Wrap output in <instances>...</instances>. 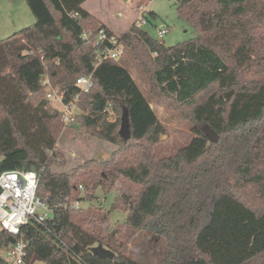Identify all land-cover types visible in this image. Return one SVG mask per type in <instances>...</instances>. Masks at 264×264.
Listing matches in <instances>:
<instances>
[{
	"label": "trees",
	"instance_id": "trees-1",
	"mask_svg": "<svg viewBox=\"0 0 264 264\" xmlns=\"http://www.w3.org/2000/svg\"><path fill=\"white\" fill-rule=\"evenodd\" d=\"M26 1L36 21L0 39V174L37 171V194L49 197L51 213L19 234L0 227V264H8L4 248L20 239L28 264H141L127 248L143 230L165 237L162 264H264V0H175L198 33L175 46L134 25L117 35L83 7L86 0ZM100 27L133 53L153 99L190 120L193 134L176 153L156 156L166 128L130 69L113 59L95 68ZM45 73L65 101L79 93L77 78L93 73L76 125L119 145L108 160L54 169L66 163L57 150L66 126L47 98ZM125 109L128 139L119 132ZM118 182L123 228L103 229L110 211L102 214L101 203L65 207ZM98 244L114 257L95 255Z\"/></svg>",
	"mask_w": 264,
	"mask_h": 264
},
{
	"label": "rangeland",
	"instance_id": "rangeland-1",
	"mask_svg": "<svg viewBox=\"0 0 264 264\" xmlns=\"http://www.w3.org/2000/svg\"><path fill=\"white\" fill-rule=\"evenodd\" d=\"M139 1L136 0V3L138 4ZM147 1L149 2L148 9L151 21L142 28L148 31L151 36L159 39L158 27L164 24L169 28L168 33L162 38V42L166 46H175L197 37V30L180 15L175 0ZM1 2L2 0H0V11L4 10ZM25 2L27 1L25 0ZM128 4H130L129 0H87L84 6L107 21L117 32V35H122L137 16L136 10L133 9L134 7L130 8ZM151 11L155 13V16L151 14ZM13 33L5 34V30L2 31L0 29V39L7 38ZM117 60L130 69L142 92L151 100V106L155 109L166 128L165 134L161 137V142L155 147L156 156L162 158L176 153L193 134V126L190 120L182 115L177 108L153 99L150 93V80L147 74L138 67L130 50H126L125 55ZM52 104L58 109L61 108L60 103L56 99H53ZM118 147V144L81 130L77 125L66 127L57 141V150L63 155L66 163L65 166H55L54 169L70 172L76 166L90 159L98 161L108 160L112 152ZM123 189H125V186L120 182L108 192L99 188L96 192L97 198L91 202L85 201L82 203L85 207H88L91 203L96 206L101 203L103 206L100 209L102 214L110 211L108 218L101 224L107 232L115 228H123V223L126 221L127 212L124 206L120 205L116 200L120 190ZM166 248L167 242L164 236L143 230L130 240L127 253L141 264H162ZM2 254L4 255V250ZM34 264L45 263L42 260H36Z\"/></svg>",
	"mask_w": 264,
	"mask_h": 264
},
{
	"label": "built area",
	"instance_id": "built-area-1",
	"mask_svg": "<svg viewBox=\"0 0 264 264\" xmlns=\"http://www.w3.org/2000/svg\"><path fill=\"white\" fill-rule=\"evenodd\" d=\"M149 2L140 0L135 6L137 16L132 22L135 27H143L151 21ZM169 28L164 24L158 27L159 41L167 34ZM93 32H84L83 37L88 39ZM95 46L96 61L95 68L108 59L117 60L125 48L119 37L109 34L106 28L100 27L96 36ZM42 84L45 86L47 98L56 99L63 114V121L66 127L77 124L79 114V99L82 93L89 92L93 86V73L84 74L77 78L76 85L79 93L69 101H65V94L55 87L50 77L45 73L42 77ZM39 174L35 170H10L0 174V227L12 234H19L21 227L27 224L32 218L38 222H44L50 215L49 197H41L37 194ZM83 189V186L80 185ZM81 201L75 200L65 202V207L79 208ZM26 243L20 239L15 244L4 248V258L8 264H28L26 262Z\"/></svg>",
	"mask_w": 264,
	"mask_h": 264
},
{
	"label": "crops",
	"instance_id": "crops-1",
	"mask_svg": "<svg viewBox=\"0 0 264 264\" xmlns=\"http://www.w3.org/2000/svg\"><path fill=\"white\" fill-rule=\"evenodd\" d=\"M129 1V7H134L133 9L135 10V6L137 4L136 0ZM1 4L4 7V10L0 11V29L2 31L5 30V34L16 32L34 22L35 16L25 0H2ZM83 7L91 14L96 16L102 23L106 24L115 33H117L107 21H105L103 18H101L91 10L87 9L84 4Z\"/></svg>",
	"mask_w": 264,
	"mask_h": 264
},
{
	"label": "water",
	"instance_id": "water-1",
	"mask_svg": "<svg viewBox=\"0 0 264 264\" xmlns=\"http://www.w3.org/2000/svg\"><path fill=\"white\" fill-rule=\"evenodd\" d=\"M202 130L214 142H217L219 140V134L210 125L208 124L204 125L202 127ZM119 132L124 139H128L131 135L129 114L127 109L124 110ZM92 251L95 255H99L110 259H112L115 255V253L112 250L104 247L102 244H98L94 246L92 248Z\"/></svg>",
	"mask_w": 264,
	"mask_h": 264
}]
</instances>
